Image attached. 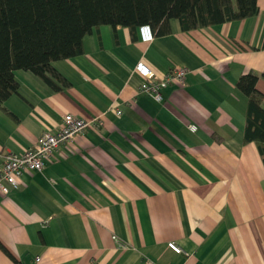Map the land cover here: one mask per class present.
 I'll list each match as a JSON object with an SVG mask.
<instances>
[{
	"label": "crops",
	"instance_id": "1",
	"mask_svg": "<svg viewBox=\"0 0 264 264\" xmlns=\"http://www.w3.org/2000/svg\"><path fill=\"white\" fill-rule=\"evenodd\" d=\"M257 4L248 17L188 30L172 18L150 41L138 27L102 24L80 54L54 60L67 81L59 88L15 70L18 91L0 107V165L57 131L65 113L100 127L0 190V264H264V159L245 140L248 96L236 84L255 71L264 93ZM140 60L159 76L187 66L186 83L157 101L139 90Z\"/></svg>",
	"mask_w": 264,
	"mask_h": 264
},
{
	"label": "trees",
	"instance_id": "2",
	"mask_svg": "<svg viewBox=\"0 0 264 264\" xmlns=\"http://www.w3.org/2000/svg\"><path fill=\"white\" fill-rule=\"evenodd\" d=\"M259 10L257 0H0V107L18 91L15 70L34 71L59 88L67 83L54 60L83 51L84 37L102 24L153 27L171 31L178 18L183 29L242 19ZM260 75L243 73L237 86L248 96L245 140L255 141L264 159V93ZM15 264L22 262L15 258Z\"/></svg>",
	"mask_w": 264,
	"mask_h": 264
},
{
	"label": "built area",
	"instance_id": "3",
	"mask_svg": "<svg viewBox=\"0 0 264 264\" xmlns=\"http://www.w3.org/2000/svg\"><path fill=\"white\" fill-rule=\"evenodd\" d=\"M140 38L150 41L154 38V30L151 24L142 23L138 26ZM187 66L171 68L165 75L159 76L154 68L144 60L136 65V71L143 75L139 90L150 94L157 101L164 98L163 89L169 84L183 86L189 72ZM119 113L120 109L117 110ZM100 127L96 120L86 119L73 113H65L61 125L57 131H45L36 142L25 151L9 152L4 156L0 165V190L7 193L12 188H18L22 176L29 170H41L46 161L51 159L55 152L62 146L75 139L86 127ZM191 129H196V124H190ZM115 237V236H114ZM168 246L177 253L183 252V248L176 241H168ZM142 264H159L150 258H145Z\"/></svg>",
	"mask_w": 264,
	"mask_h": 264
}]
</instances>
